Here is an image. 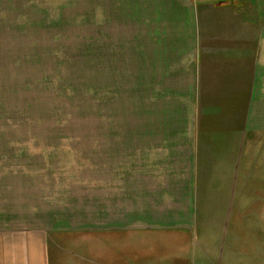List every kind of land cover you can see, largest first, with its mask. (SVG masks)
I'll list each match as a JSON object with an SVG mask.
<instances>
[{
  "label": "crops",
  "instance_id": "0c3cea01",
  "mask_svg": "<svg viewBox=\"0 0 264 264\" xmlns=\"http://www.w3.org/2000/svg\"><path fill=\"white\" fill-rule=\"evenodd\" d=\"M73 41L95 43V130L31 129L41 91L70 87ZM33 66L30 99L10 80ZM10 91L0 264H56L61 244L64 264H156L207 223L221 264H264V0H0V104Z\"/></svg>",
  "mask_w": 264,
  "mask_h": 264
},
{
  "label": "rangeland",
  "instance_id": "374dc122",
  "mask_svg": "<svg viewBox=\"0 0 264 264\" xmlns=\"http://www.w3.org/2000/svg\"><path fill=\"white\" fill-rule=\"evenodd\" d=\"M56 66H58V64H56ZM47 68L48 66H45L42 69L36 70L34 66L33 68L29 67L28 70L31 73L21 72L10 80V84L12 85L11 88L23 87L26 97L30 99L38 98V93H35L34 95L32 94L36 90H40L41 87L39 84H36L37 79L42 82L41 79L43 76L40 72ZM64 68L70 71L68 74V83L70 84V87L61 96L56 91H41L40 95L42 101H40V107L38 106L33 109L27 116H25V119L31 114H33V117L38 118V122L33 123L31 129L67 128L70 130L72 129L74 132L81 130L94 131L96 123L95 43L73 41L71 46V58L68 57L67 65H64ZM9 89L10 88H7L3 92L8 93ZM52 96L54 97L53 99ZM16 98L17 94L14 91H10L9 95L7 94L5 96V102L0 104V122L6 123L8 129L15 128V124L11 118L12 114L18 112L17 116H21L23 107L22 104L18 102L16 107L17 112L11 110L10 113L12 114H6L7 109L3 106H8V103L15 102V100H17ZM21 98L22 97H19L18 101ZM47 105H49L48 111L46 110ZM61 113L63 114L60 115ZM21 118L22 117L17 118V129L21 127H18ZM64 123H68V126L65 125L64 127ZM21 129L25 128L22 127ZM208 222L212 223L211 221ZM226 227H234L229 218L227 219ZM204 228H206V231L211 230L212 237L206 232L201 238L198 231L194 234L193 244L190 250L186 243H178L168 239L162 249L152 247L151 260L156 264H167L172 261H179L181 264H203V262H205V264H221L220 261H222L221 259L223 256V242L225 236L222 234L219 238L215 237V231L208 223ZM86 237L89 251H92L94 249V235L88 234ZM217 239L218 243H220L218 249L216 246ZM202 240H205V243L211 246L212 249L218 251L217 257H214L210 250L208 251V249H206L207 246ZM53 252L55 253V259L57 261L56 264H64V256L67 258L69 256H74V250H72L71 253L69 251L67 252L62 244L61 247L56 246ZM83 257L84 264H96L95 257L90 252L85 253Z\"/></svg>",
  "mask_w": 264,
  "mask_h": 264
}]
</instances>
